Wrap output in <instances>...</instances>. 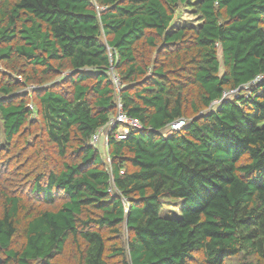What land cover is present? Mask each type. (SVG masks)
<instances>
[{
	"label": "trees",
	"instance_id": "16d2710c",
	"mask_svg": "<svg viewBox=\"0 0 264 264\" xmlns=\"http://www.w3.org/2000/svg\"><path fill=\"white\" fill-rule=\"evenodd\" d=\"M262 120L264 0H0L2 263L264 264Z\"/></svg>",
	"mask_w": 264,
	"mask_h": 264
},
{
	"label": "built area",
	"instance_id": "2783aa9c",
	"mask_svg": "<svg viewBox=\"0 0 264 264\" xmlns=\"http://www.w3.org/2000/svg\"><path fill=\"white\" fill-rule=\"evenodd\" d=\"M111 75H112V78H113V81L115 84V89H116V91H119L120 86H121L120 79H119L118 75L113 73V72L111 73ZM235 92H236V89L232 90L231 92H225L224 95H228L230 93L234 94ZM117 107L119 108L118 112L115 115V117L111 120L109 127L104 128V129H99L98 131H96L92 135L91 142L93 145L101 148L100 142H99L100 136H101L102 144L104 146V149H106L107 140H108V137H107L108 133H109L110 129L113 128L116 124H119V127L114 132V136L117 138L124 137V133L127 132V130L130 128V126H139V123L137 120H135L131 117H128L127 115H125L122 112L121 104L119 102L117 103ZM184 124H185V119H178V120L171 122L169 124V128L171 127L170 128L171 130H177V129L181 128ZM119 128H120V130H119ZM106 158L108 159V155L106 156ZM109 191L112 192L113 189L109 188Z\"/></svg>",
	"mask_w": 264,
	"mask_h": 264
},
{
	"label": "rangeland",
	"instance_id": "374dc122",
	"mask_svg": "<svg viewBox=\"0 0 264 264\" xmlns=\"http://www.w3.org/2000/svg\"><path fill=\"white\" fill-rule=\"evenodd\" d=\"M175 20H176V24H190V23L195 24V23H197L196 16H194L191 12L186 11V10L180 12L178 17ZM245 90H248V88L245 87ZM259 126H264V120H262L259 123ZM170 128L168 126L166 132L170 131L171 130ZM119 130H120V128H119ZM101 139L102 138L100 136L99 142H100L101 149L103 150V152L106 153V149H104V146L102 144V140ZM3 154L4 153L1 152V156ZM103 156L106 157L105 154H103ZM179 202H180V198L168 197L167 198V202L161 206V208L159 210V215L162 216V217L180 215L181 214V209H180ZM124 232H125V236L127 238L128 237L127 230L125 229ZM20 237L21 236L18 234L15 238H16V240H18V239H21ZM52 264H72V262L70 263V260L67 257V254H65L64 256H62V257L58 258L57 260L53 261Z\"/></svg>",
	"mask_w": 264,
	"mask_h": 264
},
{
	"label": "water",
	"instance_id": "95a60500",
	"mask_svg": "<svg viewBox=\"0 0 264 264\" xmlns=\"http://www.w3.org/2000/svg\"><path fill=\"white\" fill-rule=\"evenodd\" d=\"M0 264H3V263H2V258H1V257H0Z\"/></svg>",
	"mask_w": 264,
	"mask_h": 264
}]
</instances>
